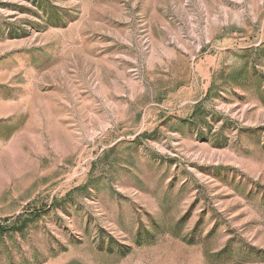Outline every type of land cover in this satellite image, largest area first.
Returning <instances> with one entry per match:
<instances>
[{"label":"rangeland","instance_id":"obj_1","mask_svg":"<svg viewBox=\"0 0 264 264\" xmlns=\"http://www.w3.org/2000/svg\"><path fill=\"white\" fill-rule=\"evenodd\" d=\"M0 264H264V0H0Z\"/></svg>","mask_w":264,"mask_h":264},{"label":"trees","instance_id":"obj_2","mask_svg":"<svg viewBox=\"0 0 264 264\" xmlns=\"http://www.w3.org/2000/svg\"><path fill=\"white\" fill-rule=\"evenodd\" d=\"M1 229V228H0Z\"/></svg>","mask_w":264,"mask_h":264}]
</instances>
